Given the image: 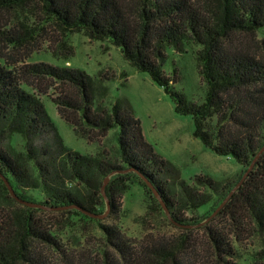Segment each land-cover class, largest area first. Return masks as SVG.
Instances as JSON below:
<instances>
[{"label": "trees", "instance_id": "1", "mask_svg": "<svg viewBox=\"0 0 264 264\" xmlns=\"http://www.w3.org/2000/svg\"><path fill=\"white\" fill-rule=\"evenodd\" d=\"M205 1L199 5L191 0H0V10L26 7L36 16L32 25L22 22L16 27H1L0 49H15L33 41L46 23L64 33L83 32L91 40H108L136 70L147 73L176 98V111L192 116L193 134L205 147L232 157L243 167L231 182L196 175L186 183L146 141L127 101L118 99L108 108L101 105L107 91L100 79L80 69L46 62L19 68L0 63V175L18 197L27 200L28 189H38L44 197L40 204L77 205L100 214L106 208L101 194L105 176L125 170L113 174L105 188L110 214L118 211L120 188L130 180L140 184L163 212L141 177L157 190L177 224H198L220 205L264 146V59L228 44L236 35L254 33H260L264 43V0ZM187 44L200 46L196 60L206 83L200 104L186 102L172 90V79L162 71L166 47L181 52ZM50 88L60 90L52 101L76 134L118 128V162L109 161L103 153L80 154L63 144L39 98ZM12 135L22 139L19 152L4 144ZM0 195L20 208L8 215L0 202V264H54L30 249L33 242L55 244L56 238L33 217L43 209L19 204L1 177ZM209 202L211 206L203 216H185V212H194ZM236 204L244 207L255 231L264 237V150L216 216L231 213ZM65 211L98 223L105 245L113 253L109 259L104 252L103 264H160L166 257L172 264H184L164 246L154 245L145 248L143 254H134L117 226L102 224L77 209ZM213 219L198 229L204 230L217 256H233V243L240 241L241 219L233 221V231L227 234L210 227ZM253 258L256 264H264V245Z\"/></svg>", "mask_w": 264, "mask_h": 264}, {"label": "rangeland", "instance_id": "2", "mask_svg": "<svg viewBox=\"0 0 264 264\" xmlns=\"http://www.w3.org/2000/svg\"><path fill=\"white\" fill-rule=\"evenodd\" d=\"M191 1L199 5L206 3L205 0ZM35 19L34 13L32 15L26 7L0 10V28L16 27L22 22L32 25ZM228 44L264 59V43L260 33L236 35L228 40ZM199 48V45L187 44L184 51L178 52L168 46L162 64V71L172 79V90L181 94L186 102L196 104H200L206 95V83L201 78L196 60ZM0 57L1 64H13L15 68L46 62L80 69L96 80L100 79V84L107 91L106 96L100 99L101 105L108 108L118 99L127 101L140 121L146 141L178 170L179 179L186 183L190 184L196 175L216 182H231L243 168L232 157L218 155L205 147L193 134L192 116L176 111V98L154 83L147 73L136 70L124 59L120 49L108 40H91L83 32L64 33L56 25L46 23L44 30L39 31L33 41L15 49H0ZM59 92V89L50 88L39 98L63 144L80 154L94 156L103 153L109 161L118 162V128L105 133L91 129L84 136L76 134L72 126L60 117L52 101ZM51 138L50 134L48 139ZM4 144H9L16 152L22 150L19 135H12ZM125 184L117 196L118 211L114 214L109 211L103 219L98 220L102 224L117 226L130 252L143 254L145 248L155 245L164 246L169 255L184 264H256L253 255L264 245V237L255 231L242 205L231 207V213L227 211L222 216H216V213L207 221L203 220L202 225H206L214 218L210 227L227 234L233 231V221L241 219L240 241L233 243L234 255L217 256L204 230L198 229L202 225L173 226L140 184L133 180ZM26 194L27 201L37 204L44 201L38 189H28ZM0 202L8 215L20 209L18 205L4 201L1 195ZM210 206L211 202L194 212H185V216L198 218ZM65 210L43 209L33 213L37 223L56 238L55 244L33 242L30 247L33 253L54 264H103L104 252L111 259L113 253L105 245L98 223ZM160 264H172V260L166 257Z\"/></svg>", "mask_w": 264, "mask_h": 264}, {"label": "water", "instance_id": "3", "mask_svg": "<svg viewBox=\"0 0 264 264\" xmlns=\"http://www.w3.org/2000/svg\"><path fill=\"white\" fill-rule=\"evenodd\" d=\"M264 150V146H262L260 148V150L258 151V153L256 154L254 160L252 161V163L249 165V167L247 168V170L243 173V175L241 176L240 180L237 182V184L230 190V192L227 194V196L224 198V200L220 203V205L209 215L208 218L205 219V221H207L208 219H210L211 217H213L222 207L223 205L228 201V199L230 198V196L232 195L233 192H235V190L241 185V183L243 182V180L246 178L247 174L249 173V171L252 169L255 160L257 159V157L260 155V153ZM125 172V170H118L115 172H111L110 174L106 175L103 183L101 185V194L105 200V204H106V208L105 211L103 213L97 214V213H92L89 211H86L84 209H82L81 207L77 206V205H69V206H59V207H52V206H47V205H43L40 203H34L31 201H27L24 199H21L20 197L17 196V194L14 192L12 186L9 184V182L7 181V179L5 177H3L2 175H0L4 185L6 186L9 195L15 199L18 203L24 205V206H28L31 208H40V209H48V210H58V209H77L81 212H83L84 214L92 217V218H96V219H103L107 213L110 210V205H109V200L106 197L105 194V187L106 184L108 183L109 178L115 174V173H122ZM141 179L145 182L146 186L151 190L152 195L156 198V200L159 202V204L161 205V208L165 214V216L169 219V221H171L173 224H175L176 226L179 227H188L187 225H181V224H177L171 217L169 210L167 209L166 205L164 204L163 200L161 199L159 193L157 192V190L153 187V185L144 177H141ZM204 223L200 222L198 224H194L193 227H198L200 225H202Z\"/></svg>", "mask_w": 264, "mask_h": 264}]
</instances>
